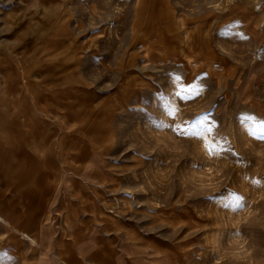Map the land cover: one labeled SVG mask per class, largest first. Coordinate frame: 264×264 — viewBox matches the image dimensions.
Instances as JSON below:
<instances>
[{"label":"rangeland","instance_id":"rangeland-1","mask_svg":"<svg viewBox=\"0 0 264 264\" xmlns=\"http://www.w3.org/2000/svg\"><path fill=\"white\" fill-rule=\"evenodd\" d=\"M0 56V264L64 175L171 264H264V0H0Z\"/></svg>","mask_w":264,"mask_h":264},{"label":"crops","instance_id":"crops-1","mask_svg":"<svg viewBox=\"0 0 264 264\" xmlns=\"http://www.w3.org/2000/svg\"><path fill=\"white\" fill-rule=\"evenodd\" d=\"M3 63L5 59L0 56V64ZM11 94V83L6 72L0 68V99ZM102 160L95 157L87 163L83 178L74 180L73 184L75 181L80 183L79 188L84 193L92 191L91 188L95 187L93 175L97 171L101 173L98 167L102 165ZM65 182L64 175L50 199L55 209L51 208L50 217L38 233L37 259L41 252L46 264H171L165 253L149 240L136 239L125 232L108 212L100 208L85 210L74 200L66 203V197L61 195L72 192L68 185L63 184ZM25 256L23 251L22 258Z\"/></svg>","mask_w":264,"mask_h":264},{"label":"snow or ice","instance_id":"snow-or-ice-1","mask_svg":"<svg viewBox=\"0 0 264 264\" xmlns=\"http://www.w3.org/2000/svg\"><path fill=\"white\" fill-rule=\"evenodd\" d=\"M176 95H179V93H176ZM160 100H161V104H162V106H163L165 109H171V101L165 99L164 97H161ZM169 114H170V115H171V114H174V110L169 111ZM245 120H246V121H250V122H254V118H253V117H245ZM192 135H199V133H197V132H193ZM230 195H231V194H230ZM237 207H238V205H237Z\"/></svg>","mask_w":264,"mask_h":264}]
</instances>
